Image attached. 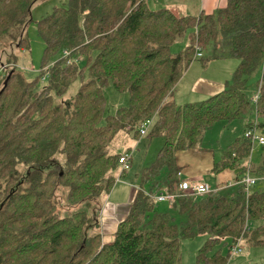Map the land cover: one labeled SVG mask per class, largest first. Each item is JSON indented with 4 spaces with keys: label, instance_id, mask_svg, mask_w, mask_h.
<instances>
[{
    "label": "trees",
    "instance_id": "16d2710c",
    "mask_svg": "<svg viewBox=\"0 0 264 264\" xmlns=\"http://www.w3.org/2000/svg\"><path fill=\"white\" fill-rule=\"evenodd\" d=\"M38 1L0 0V264H181V237L206 233L201 264L228 263L230 251L213 252L224 237L264 247V192L247 193L241 184L248 173L264 176V159L251 164L253 144L244 137L213 168L215 175L234 173V196L181 194L158 211L153 195L160 183L175 193V154L197 148L214 124L242 120L253 110L256 120L247 128L264 133V0H227L214 14L184 17L152 10L145 0H69L37 23L45 50L39 77L29 81L2 56L6 46H29L24 34ZM185 33L188 45L171 53ZM206 50L213 59L240 60L232 84L201 103L177 105L171 100L177 83L193 62L207 63L197 57ZM261 65L253 104L246 84ZM44 77L48 84L40 89ZM78 77L73 99L56 104L53 94L62 98ZM109 86L127 93L129 102L101 126ZM154 118L146 136L163 138V146L138 175L130 212L105 244L103 198L127 174L119 173L124 153H109L107 146L121 131L138 139L140 126ZM164 168L169 171L157 182Z\"/></svg>",
    "mask_w": 264,
    "mask_h": 264
},
{
    "label": "rangeland",
    "instance_id": "374dc122",
    "mask_svg": "<svg viewBox=\"0 0 264 264\" xmlns=\"http://www.w3.org/2000/svg\"><path fill=\"white\" fill-rule=\"evenodd\" d=\"M201 2L202 0H159V1L147 0V4L150 9L160 10L162 8H169L171 12L174 13L177 17H184L187 15H195V16L199 15L200 8H202ZM68 5H69V0H40L37 3H35L31 11V21L26 25V31L24 34V37L27 39L29 43V46L25 49H21L17 46H14L13 48L10 46H6L5 49L7 51L2 56L3 62L4 63L15 62L16 63L15 65L18 68V70L21 71L29 81H32L37 77H39L41 73L45 44L42 38L39 36L37 23L41 19L51 15L55 8L67 7ZM226 5L227 2L224 3L223 7H225ZM188 43H189V34L185 33L173 42V44L170 47L171 53L173 54L180 53L185 49ZM59 58L60 55H58L56 58H53L50 64L54 63ZM203 58L208 60L207 64L208 62H211L213 60L212 51L206 50L204 52ZM226 59H229L230 61H227L225 65H223L225 67V70H229L231 67L234 68L235 67L233 66L234 63L240 64V60L237 58L229 57ZM197 63L206 64L203 63L202 61H197ZM262 74H263V65H261L248 78L245 92L250 99H252L258 93V83L262 78ZM87 79L88 76L87 74H85L84 80ZM47 84L48 83L46 77L42 78L39 82L40 89L45 88ZM81 84H82V79L78 77L72 82V84L70 85L67 92L62 98H60L55 93L53 94L54 102L58 104L61 102L71 101L75 96V94L77 93ZM104 95L106 98V107L101 121V126H104L106 124L107 117L114 115L119 108L127 106L129 102V96L127 93L118 92L112 86H109L104 90ZM254 120H256V116L254 111L252 110L242 120L235 121L231 124H227L224 122H218L214 124L210 129L206 130L203 133V140L197 146V149L199 150L211 149V151H214L216 160L217 161L220 160L224 155L225 149L236 138L242 137L243 128L247 124V121L249 122ZM155 121L156 118L153 119V124L155 123ZM161 141H163L162 138L155 139L154 143L150 144L151 141L147 136H140L138 139H136L133 137V134L129 132L121 131L117 133L108 144L107 150L109 153L119 154L126 152L127 150L130 149L133 155V169L127 171L126 176L121 180L119 179L115 184V186L121 185L119 186V189H121L124 183H130L132 186L130 187L131 191L130 189L129 191L134 192L136 197L140 185V177H138V175L140 176L143 169H145L151 164L153 158L158 153V150L161 147V145L159 146ZM263 159H264V146H261L257 142L253 143L252 153L250 156V161L252 165L258 167L263 162ZM120 171L121 170H119V173ZM168 171L169 170L167 168H164L160 172V174L156 177V181L157 182L162 181L166 177ZM217 175H218L217 180L219 187L221 186L222 182L226 181L227 183L228 180H231L232 182L235 181V175L230 170H226L223 173H219ZM251 177L256 180V185L250 188L249 193H253L256 191L264 192V176L252 174ZM236 182H234L235 187L230 189L231 195H234L237 191ZM151 187H153L152 182H149L144 186L146 191H149ZM153 193H154L153 195L155 196L158 192H153ZM125 199L127 200V196L124 194L122 200L125 201ZM132 203L129 209H131ZM156 205H157L156 209L158 211H164L168 209V206L166 204L157 203ZM170 213L171 215L176 216V212L174 210L170 209ZM210 237L211 235L208 233L198 235L194 238L181 237V241H180L181 264H201L197 261V256L201 247L206 243V241ZM224 239L225 237L221 239V242ZM235 243L236 240L233 242V244ZM218 246L219 244L215 246L213 252L223 250L225 254L229 253L230 247L228 245H224L220 249H218ZM241 246L243 249L242 253L237 256L231 257L227 264L264 263V247H250L247 246L246 244H243V242H241Z\"/></svg>",
    "mask_w": 264,
    "mask_h": 264
},
{
    "label": "crops",
    "instance_id": "0c3cea01",
    "mask_svg": "<svg viewBox=\"0 0 264 264\" xmlns=\"http://www.w3.org/2000/svg\"><path fill=\"white\" fill-rule=\"evenodd\" d=\"M225 2H227V0H202V8H200V14H214L218 9L223 8ZM227 61L230 60L213 59L211 62H208V64H199L197 63V61L193 62L189 69L184 73L182 78L177 83L174 92L171 96V100L179 106H183L186 104H197L201 103L202 101L206 100L211 96L217 95L224 91L230 84H232L234 73L239 65L233 62V66H235L236 68L231 67L229 70H225V67L223 65H225ZM246 129L247 124L243 128L242 137H244V132ZM155 139H160V137ZM155 139L151 141L150 144L154 143ZM163 142L164 140L161 141V143L159 142V146L161 145L160 149L163 146ZM130 155L131 169H133L132 152L130 153ZM156 156L157 154L153 158V161L155 160ZM220 160H216L214 151H211V149H187L185 151H178L175 154V169L180 170L182 178L184 180H193L199 183L207 184L210 186V188L215 190V193L217 194L231 195L230 189L235 187L234 182H236V178L234 182H232L231 180H228L227 183L226 181L222 182L221 186L219 187L217 180L218 175H215V173H213L214 164L216 162H219ZM173 181L175 182V185L179 182V177L176 173L173 178ZM119 186L121 185L114 186L111 192L103 198L102 209L100 212L99 231L102 235L103 243L105 244H110L112 242L113 236L117 231L118 225L126 219L127 215L129 214L128 212L130 210V205L135 198V193L130 192V187L132 186L130 183H124L121 189H119ZM176 188L177 187H175V189ZM153 192H158L154 197L162 193H167L166 187L165 185H163V183L156 185L155 190ZM175 193H178L177 189L175 190ZM124 194L127 196V200L125 199V201L122 200ZM166 203L168 202L160 204ZM225 240L220 242L221 245L219 244L218 249L222 248V246L224 245H228V241ZM223 254L225 253L223 252Z\"/></svg>",
    "mask_w": 264,
    "mask_h": 264
},
{
    "label": "built area",
    "instance_id": "2783aa9c",
    "mask_svg": "<svg viewBox=\"0 0 264 264\" xmlns=\"http://www.w3.org/2000/svg\"><path fill=\"white\" fill-rule=\"evenodd\" d=\"M147 1V0H145ZM158 1V0H156ZM70 53L68 51L63 53V58L67 59V64H72V60H69ZM197 57L201 58L203 57L202 52H198ZM53 64V63H52ZM1 74V71H0ZM259 99V93H257L252 99L251 102L253 104H256ZM153 125V120H147L140 126V134L141 136H146L149 132V129ZM244 138L248 141H250L252 144L257 142L261 146H264V134L261 133L257 128L255 127H248L244 132ZM119 164L121 167V171H129L131 169V155L128 153H124L121 158L119 159ZM179 182L177 184V192L178 193H162L155 197L157 202L159 203H172L175 202V200L178 198L181 194H190V195H204L209 193H215V190L210 188L209 185L204 183H199L197 181L193 180H184L182 178L181 172L178 173ZM242 185H244V189L247 193H249V190L252 186L256 185V180L251 177V175L248 173L241 182ZM251 227V223H247L245 226V231L249 230ZM230 237H225V241H228V246L231 257L237 256L242 253L243 249L241 246L242 238L239 239H233ZM236 240V243L233 244V242ZM232 246V247H231Z\"/></svg>",
    "mask_w": 264,
    "mask_h": 264
}]
</instances>
